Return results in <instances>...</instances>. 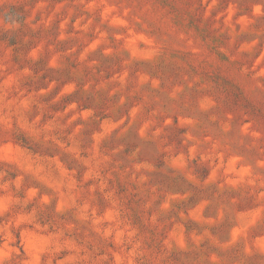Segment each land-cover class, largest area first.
Wrapping results in <instances>:
<instances>
[{
	"label": "rangeland",
	"instance_id": "rangeland-1",
	"mask_svg": "<svg viewBox=\"0 0 264 264\" xmlns=\"http://www.w3.org/2000/svg\"><path fill=\"white\" fill-rule=\"evenodd\" d=\"M0 264H264V0H0Z\"/></svg>",
	"mask_w": 264,
	"mask_h": 264
},
{
	"label": "clouds",
	"instance_id": "clouds-1",
	"mask_svg": "<svg viewBox=\"0 0 264 264\" xmlns=\"http://www.w3.org/2000/svg\"><path fill=\"white\" fill-rule=\"evenodd\" d=\"M62 38H63V37H62ZM97 43H99V41H97ZM95 47H96V44H93V45L91 46V48H93V49H94ZM33 58H35V53H33ZM70 90H71V89H67L66 91H70ZM56 99L58 100L59 97H57ZM53 102H55V101H53ZM120 103H121V104L125 103V98H124V97L121 98ZM72 107H75V105H73ZM85 115H88V114L86 113Z\"/></svg>",
	"mask_w": 264,
	"mask_h": 264
}]
</instances>
